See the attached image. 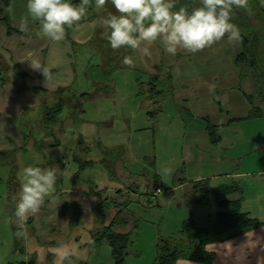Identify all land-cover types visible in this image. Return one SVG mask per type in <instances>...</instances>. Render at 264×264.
<instances>
[{"label": "rangeland", "instance_id": "obj_1", "mask_svg": "<svg viewBox=\"0 0 264 264\" xmlns=\"http://www.w3.org/2000/svg\"><path fill=\"white\" fill-rule=\"evenodd\" d=\"M109 10L118 13L113 5ZM254 18L257 29L263 20ZM107 34H98L91 48L95 43L102 47ZM147 47L149 55L131 49L134 55L125 56L131 63L118 58L109 77L104 59L89 58L73 86L80 91L60 98L66 106L63 114L52 121L40 113L36 122L33 114L27 131L34 132L26 143L4 139L0 264H55L53 250L64 244L72 251L71 264H115L109 246L91 245L93 236L109 225L131 236L124 264H154L165 241L172 239V248L190 246L196 228L207 230L204 252L215 254L213 264H264V226L223 240L215 234L221 209L215 195L205 205L195 201L202 193L197 188L233 182L245 197L259 187L264 191V117L248 118L260 100L252 78L243 77L237 64L243 51L241 31L238 40L226 36L195 53L179 50L173 56L159 41ZM76 52L80 56L84 51ZM203 54L214 61L212 68L205 67ZM75 67L81 69L80 62ZM28 165L54 167L57 182L21 228L14 211L19 173ZM251 203L242 211L264 220V208H251ZM190 222L194 229L188 227L181 236ZM18 230L27 234L21 236V249L16 246ZM253 247L262 250L252 254ZM178 264L206 263L185 258Z\"/></svg>", "mask_w": 264, "mask_h": 264}, {"label": "clouds", "instance_id": "obj_2", "mask_svg": "<svg viewBox=\"0 0 264 264\" xmlns=\"http://www.w3.org/2000/svg\"><path fill=\"white\" fill-rule=\"evenodd\" d=\"M106 0H95L96 9L104 7ZM119 15L109 14L103 24L107 40L114 50L130 48L149 55L147 45L159 41L164 51L175 56L179 50L198 52L227 36L238 40L240 31L232 23L233 9L242 8L251 14L248 0H200V6L191 11L186 6L177 9V0H111ZM91 0H26V12L19 19L21 31L29 22L38 23V35L53 42L64 39L66 27L78 26L87 16ZM11 11V10H10ZM125 63H131L125 57ZM20 191L14 215L20 225L29 216L39 212L45 197L57 182L54 167L28 165L19 173ZM18 237L26 236L23 231ZM55 264H71L72 251L67 244L54 250Z\"/></svg>", "mask_w": 264, "mask_h": 264}, {"label": "crops", "instance_id": "obj_3", "mask_svg": "<svg viewBox=\"0 0 264 264\" xmlns=\"http://www.w3.org/2000/svg\"><path fill=\"white\" fill-rule=\"evenodd\" d=\"M250 1L253 7L258 5L264 10V0ZM94 3L95 0H91L88 14L78 23V26L66 27L64 39L53 42L38 35V23L29 22L26 30L21 31L19 19L26 12V0H10V7L5 16L9 20V25L0 22V74L5 79L0 87V145L5 144L6 138H11L15 144L26 143L34 132V129L27 131L33 121V114L38 117L35 122L39 120L40 113L44 114L43 118L46 114L49 116L50 106L55 104L57 106L62 96L69 94L75 96V93L80 91L73 86L78 78L82 77V71L89 58L97 55L99 63L102 62L99 57L102 47L95 43L92 49L91 44L94 39H97L98 34L107 33L103 20L109 13L104 7L96 9ZM69 28H71L70 31ZM98 46L101 48L98 49ZM76 49L84 52L79 56ZM130 55L133 56L134 53L130 51L128 56ZM202 61L206 68L214 63L204 54ZM79 62L81 69L76 70L75 66ZM248 76L254 82L256 93L258 88L255 80L252 75ZM73 88L77 92L72 93ZM259 105L264 109V104L259 102L258 107ZM1 146L0 149L7 147ZM261 159L264 160L263 157ZM263 194L264 191L262 192L259 187L247 195L244 205L248 208L250 207L247 205L248 202H252L251 208H264ZM249 213L252 216L251 212ZM256 217L259 219V216ZM259 221L264 222L261 218ZM246 245L249 247L250 242H246ZM258 250L262 248L253 247L252 254ZM250 251V249L244 250V252Z\"/></svg>", "mask_w": 264, "mask_h": 264}, {"label": "trees", "instance_id": "obj_4", "mask_svg": "<svg viewBox=\"0 0 264 264\" xmlns=\"http://www.w3.org/2000/svg\"><path fill=\"white\" fill-rule=\"evenodd\" d=\"M198 0H177V9L181 6H186L189 11L193 8L199 7L200 1L196 4ZM74 4H78L79 0H72ZM249 2V0H248ZM111 0H106L105 7L109 10ZM252 4V3H251ZM10 7V0H0V22H5L8 24L9 20L5 17L8 13ZM252 9L251 14H249L245 9L235 8L233 9L232 18L238 22L237 26L235 22L232 21L241 30V35L243 39V51L237 59L238 67L242 71V76L252 75L255 83L257 85V92L259 93V100L264 104V10L258 5H249ZM260 10V11H259ZM112 10L113 15H119L116 11ZM255 14L260 16L263 20L261 27L253 28ZM9 25V24H8ZM256 26V25H254ZM71 28H69V31ZM105 45V47H104ZM104 47V49H103ZM130 48H121L114 50L111 48L108 40L103 43L102 50L100 52L101 60L105 65V71L107 77H109L115 71L118 64V60L127 56L130 53ZM105 51V52H103ZM110 51H115L114 54H109ZM119 58V59H118ZM109 60V61H108ZM108 61V63H107ZM5 79L0 74V87L4 83ZM253 105L254 98L248 99ZM66 110V106L61 101L57 106L51 110L47 119L53 121L54 117L63 114ZM51 116V117H50ZM264 117V109L260 107H253L252 112L249 114L248 118L258 119ZM210 128H215L212 125ZM198 182V181H197ZM201 182H206L210 184V181L201 180ZM199 183V182H198ZM209 188L196 189L197 192H202L200 197L196 198V203L205 205L210 203V196L214 194L216 197L217 206L219 207L218 214L215 218V234L221 237L223 240L231 239L235 236L245 235L252 230L258 229L264 226V222L259 221V219L254 218L249 212H243L242 206L245 203V192L240 184L233 182L231 184H225L218 187L208 186ZM160 190V187H158ZM162 193V191H161ZM222 198V200H220ZM224 198V199H223ZM229 198V199H227ZM207 199V200H206ZM191 201V202H195ZM207 202V203H206ZM106 209V208H105ZM97 211V210H96ZM105 214V213H104ZM104 214H102L104 216ZM116 222H114L115 224ZM193 227L194 225L186 223L181 231V236L187 234V228ZM22 231V230H18ZM207 237V230L196 228L193 234V243L190 246L175 247L172 248L170 243L172 239L165 241L164 246L158 251V256L154 264H178L180 259H191L203 261L206 264H213L215 260V254H206L205 250V239ZM24 243L22 237L16 236V246L17 249H21ZM131 243V236L129 234L116 233L114 231V225H109L104 228V230L98 231L92 239V246H109L112 251V257L115 264H124L125 259L128 255V248ZM193 250H198L204 253L191 252ZM191 253V254H190ZM19 264H36L35 260L28 263L23 262Z\"/></svg>", "mask_w": 264, "mask_h": 264}, {"label": "built area", "instance_id": "obj_5", "mask_svg": "<svg viewBox=\"0 0 264 264\" xmlns=\"http://www.w3.org/2000/svg\"><path fill=\"white\" fill-rule=\"evenodd\" d=\"M158 192L160 193L161 191H160V190H158Z\"/></svg>", "mask_w": 264, "mask_h": 264}]
</instances>
